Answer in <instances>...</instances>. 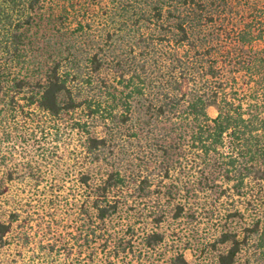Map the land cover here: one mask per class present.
Returning a JSON list of instances; mask_svg holds the SVG:
<instances>
[{"label": "trees", "instance_id": "trees-1", "mask_svg": "<svg viewBox=\"0 0 264 264\" xmlns=\"http://www.w3.org/2000/svg\"><path fill=\"white\" fill-rule=\"evenodd\" d=\"M115 1L108 9L102 0H0V92L7 87L13 104L24 100L33 121L45 117L54 128L72 122L84 136L85 158L100 161L102 172L81 173V210L104 225L127 201L136 178L109 171L104 155L120 123L132 120L134 99L142 129L170 124L165 177L186 168L190 184L223 181L261 213L264 0H135L130 7ZM242 9L252 20L237 32ZM91 121L109 132L94 136ZM178 209L176 218L183 215ZM259 215L244 237L230 230L221 235L226 248L216 264H237L252 236L264 246ZM236 216L244 217L239 210ZM11 230L12 221L0 219V247ZM163 241L157 231L145 239L149 248ZM171 264L189 263L178 254Z\"/></svg>", "mask_w": 264, "mask_h": 264}, {"label": "rangeland", "instance_id": "rangeland-1", "mask_svg": "<svg viewBox=\"0 0 264 264\" xmlns=\"http://www.w3.org/2000/svg\"><path fill=\"white\" fill-rule=\"evenodd\" d=\"M102 2L109 9L116 1ZM120 2L135 6V0ZM252 15L242 9L237 32ZM119 53L125 61L127 56ZM8 94L7 87L0 92V219L12 221V230L0 247V264H171L178 254L189 264H216L217 254L226 248L219 245L223 233L244 237L256 214L264 217V206L258 213L250 198L233 193L223 181L190 184L186 168H172L165 177L162 148L170 144V124L142 129L133 99V121L120 123L114 147L104 158L109 171L118 169L129 180L131 173L136 182L129 181L127 201L116 215L104 225L93 223L81 210L85 191L80 177L102 169L100 161L90 164L85 158L84 136L71 129L72 122L54 128L45 117L33 121L25 101L13 104ZM89 125L94 136L109 132L99 122ZM179 206L183 215L176 218ZM236 210L244 217H232ZM152 231L163 234L164 241L149 248L145 239ZM261 243L252 236L237 264H264Z\"/></svg>", "mask_w": 264, "mask_h": 264}]
</instances>
